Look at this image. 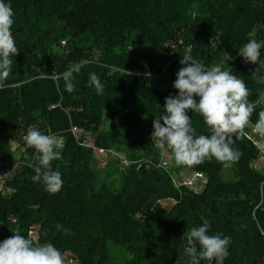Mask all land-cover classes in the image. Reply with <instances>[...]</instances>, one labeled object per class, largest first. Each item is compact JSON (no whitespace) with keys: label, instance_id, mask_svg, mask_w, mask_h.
<instances>
[{"label":"trees","instance_id":"trees-1","mask_svg":"<svg viewBox=\"0 0 264 264\" xmlns=\"http://www.w3.org/2000/svg\"><path fill=\"white\" fill-rule=\"evenodd\" d=\"M7 2L20 53L0 80V242L20 234L52 243L65 264H189L184 234L207 223L210 235L231 237L213 264H264V139L249 126L235 139L241 156L231 166L213 158L172 168L151 140L165 99L178 95L173 84L186 54L206 67L227 62L250 90L256 123L264 63H246L238 51L264 40V0ZM74 64L81 71L68 93L58 77ZM89 73L101 78L102 95ZM188 115L198 135L210 134L199 114ZM29 126L64 140L62 158L52 162L64 181L56 194L31 180ZM14 143L25 148L20 158ZM98 151L122 166L121 189L99 175ZM183 170L207 178L203 191L177 185ZM165 201L175 204L169 210Z\"/></svg>","mask_w":264,"mask_h":264},{"label":"clouds","instance_id":"clouds-1","mask_svg":"<svg viewBox=\"0 0 264 264\" xmlns=\"http://www.w3.org/2000/svg\"><path fill=\"white\" fill-rule=\"evenodd\" d=\"M15 23L14 10L7 0H0V80L12 72L13 56L20 52L12 33ZM261 50L264 40L250 39L238 51L246 63L262 64ZM183 66L176 75L173 88L178 95H169L164 109L153 121L152 144L159 150L162 163L170 158L177 166L194 167L206 160L216 159L225 166L239 160L241 153L234 148L235 139L243 137L244 131L251 126L253 134L264 139V111L259 119L250 125V117L256 105L249 101L250 90L243 80L225 70L220 63L206 67L196 62L190 54L182 55ZM81 71L80 64L64 71L61 77L65 90L74 92V73ZM264 83V77L259 79ZM89 86L94 87L97 95L104 88L96 73H89ZM264 100V96L261 97ZM197 113L203 118L210 134H197L188 113ZM28 147L36 151L33 167V183H40L44 190L56 194L63 187L62 173L54 170L52 162L62 158L59 149L63 144L56 135L45 134L36 126H29L23 137ZM58 230L70 235L69 229L57 224ZM187 237L185 255L189 264H213L225 255L231 243V237L222 234H209V225L193 227L184 234ZM0 264H65L62 252L52 243L36 245L32 239L20 234L0 242Z\"/></svg>","mask_w":264,"mask_h":264},{"label":"rangeland","instance_id":"rangeland-1","mask_svg":"<svg viewBox=\"0 0 264 264\" xmlns=\"http://www.w3.org/2000/svg\"><path fill=\"white\" fill-rule=\"evenodd\" d=\"M225 66V70H228V64L227 62L222 64V67ZM168 76V75H165ZM166 81V80H164ZM61 141V143L64 146V140L59 139ZM13 149L14 151H16L17 157L20 158L21 155L23 154V152L25 151V148H20L18 144H13ZM59 151H61V149H59ZM98 153L100 154L98 156V161L96 162V167L98 169L99 175L108 183V184H113L114 185V189H121L122 187V173H123V168L122 166H120V164L118 163V160L111 156L109 153L103 152V151H98ZM171 162V166L170 168H172L173 165H175V167H181V166H177L174 161L172 162V160L170 159ZM108 172V173H107ZM105 174V175H104ZM177 185L181 186V185H186L188 187H190L191 189L197 191V192H201L204 189V186L207 184V178L204 175L201 176H197L194 174H189L186 170H183L179 176H174ZM237 178L236 176L234 177V179H232L231 181H235ZM167 209H171L175 203L170 202V201H165L162 203ZM114 251H117V249H115ZM67 257H64V262H66ZM222 263V262H220Z\"/></svg>","mask_w":264,"mask_h":264},{"label":"built area","instance_id":"built-area-1","mask_svg":"<svg viewBox=\"0 0 264 264\" xmlns=\"http://www.w3.org/2000/svg\"><path fill=\"white\" fill-rule=\"evenodd\" d=\"M147 76H150V72H149V71L147 72ZM74 132L77 133L78 130L75 128V129H74ZM127 164H128V163H126V165H127ZM164 165L167 166V163H165ZM197 176H201V175H200V174H197ZM1 191H2V188L0 187V194H1Z\"/></svg>","mask_w":264,"mask_h":264}]
</instances>
